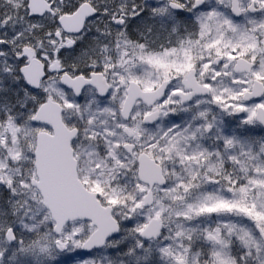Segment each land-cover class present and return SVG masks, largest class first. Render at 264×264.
I'll return each instance as SVG.
<instances>
[{
    "label": "snow or ice",
    "instance_id": "1",
    "mask_svg": "<svg viewBox=\"0 0 264 264\" xmlns=\"http://www.w3.org/2000/svg\"><path fill=\"white\" fill-rule=\"evenodd\" d=\"M0 264H264V0H0Z\"/></svg>",
    "mask_w": 264,
    "mask_h": 264
}]
</instances>
